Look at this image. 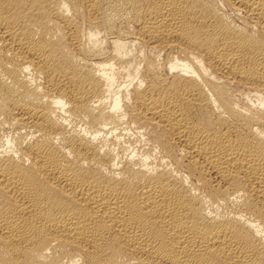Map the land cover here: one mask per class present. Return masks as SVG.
Listing matches in <instances>:
<instances>
[{
    "label": "bare ground",
    "instance_id": "1",
    "mask_svg": "<svg viewBox=\"0 0 264 264\" xmlns=\"http://www.w3.org/2000/svg\"><path fill=\"white\" fill-rule=\"evenodd\" d=\"M0 264H264V0H0Z\"/></svg>",
    "mask_w": 264,
    "mask_h": 264
}]
</instances>
